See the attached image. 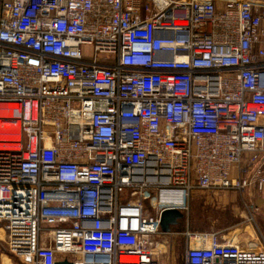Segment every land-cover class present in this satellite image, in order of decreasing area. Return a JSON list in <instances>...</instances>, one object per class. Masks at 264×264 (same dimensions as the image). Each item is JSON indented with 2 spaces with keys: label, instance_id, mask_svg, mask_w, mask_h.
<instances>
[{
  "label": "built area",
  "instance_id": "obj_1",
  "mask_svg": "<svg viewBox=\"0 0 264 264\" xmlns=\"http://www.w3.org/2000/svg\"><path fill=\"white\" fill-rule=\"evenodd\" d=\"M198 191L264 203V0H0L9 254L165 264L161 215ZM186 236L185 264H264V245Z\"/></svg>",
  "mask_w": 264,
  "mask_h": 264
},
{
  "label": "crops",
  "instance_id": "obj_2",
  "mask_svg": "<svg viewBox=\"0 0 264 264\" xmlns=\"http://www.w3.org/2000/svg\"><path fill=\"white\" fill-rule=\"evenodd\" d=\"M200 194H208L207 200L213 205V209L217 212L207 213L210 215L208 220L211 222L210 225L206 228V230L200 229V231H190V215L189 213L182 212L184 214V218L180 221L178 226L172 228L171 233H164L162 232L159 234L155 239V250L154 255L155 257L162 261L165 264H180L178 259L180 258L179 253L177 251V241L178 239L183 240V257L182 260L185 264V252L187 246L191 243L186 236L187 232H191L194 234H214L223 243H232V244H239L245 248H250L252 244L250 243L253 241L254 236L248 232L251 228L254 230L255 219L253 213H256L258 216L259 210H261L264 203L252 196L249 198L248 195L241 196L237 192H213V193H203V192H196L194 195ZM254 195V194H252ZM254 197V198H253ZM252 204V212H250V216L253 217L254 221H251L249 218L246 217V213L242 210L246 204ZM247 207V206H246ZM219 210V211H218ZM226 210H230L236 217H238L235 222L229 225H220V222L224 219L225 216L220 215L221 212H225ZM211 215H213L211 218ZM222 223V222H221ZM242 234V235H241ZM65 257V258H64ZM13 258V257H12ZM6 260L8 262H6ZM67 257L64 255L58 254L57 262L65 261ZM2 264H17L11 258L7 256L2 257Z\"/></svg>",
  "mask_w": 264,
  "mask_h": 264
},
{
  "label": "rangeland",
  "instance_id": "obj_3",
  "mask_svg": "<svg viewBox=\"0 0 264 264\" xmlns=\"http://www.w3.org/2000/svg\"><path fill=\"white\" fill-rule=\"evenodd\" d=\"M147 1V0H145ZM88 51L90 53H92V48L89 47L87 48ZM125 197L129 198V191H127L125 193ZM208 194H198V195H194L193 197H191L190 202H189V215H190V231H200V229L202 230H206V228L210 225V221L208 220V218L210 217V215H208L207 213H215L217 211H215L213 209V205L210 204V202H208L207 198ZM137 197H133L132 199L135 200ZM147 209L150 211L151 210V205L148 202L146 204ZM247 206V207H246ZM245 207H243V211L246 213V217L247 218H251L250 216V212H252V210L249 208L250 206H252L251 203L246 204ZM219 211V210H218ZM258 216L256 215V213L252 214L254 215V219H255V223L253 222L254 225V230L251 228V230L249 229L248 232L250 234H252L254 236L253 241H251L250 243L252 244L251 246H249L250 248L253 247H257V248H262V245H264V206H262L261 210H259ZM221 216H225L224 217V221L222 220L220 222V225H229L232 224L233 222H235L236 220H238L233 213H231L230 210H226L225 212H219ZM213 215H211V218ZM242 235V234H241ZM177 251L179 253L180 258L178 259V261L180 262V264H184V261L182 260L183 257V240L182 239H178L177 241ZM3 256H7L9 258H11L13 261H15L17 264H23V262L21 260H19L18 258L15 257H11L9 255V252L6 248V245L4 244L3 240L0 238V264H2V257ZM67 257V256H66ZM65 258V257H64ZM71 258V257H70ZM6 262H8L6 260Z\"/></svg>",
  "mask_w": 264,
  "mask_h": 264
},
{
  "label": "water",
  "instance_id": "obj_4",
  "mask_svg": "<svg viewBox=\"0 0 264 264\" xmlns=\"http://www.w3.org/2000/svg\"><path fill=\"white\" fill-rule=\"evenodd\" d=\"M184 218V214L178 210V209H166L163 211L161 215V230L164 233H171L172 228L175 226H178L180 224V221ZM107 258L106 256L102 255H88L86 259L88 261H101L103 259ZM56 264H73L72 262H69L68 260L65 261H59Z\"/></svg>",
  "mask_w": 264,
  "mask_h": 264
},
{
  "label": "bare ground",
  "instance_id": "obj_5",
  "mask_svg": "<svg viewBox=\"0 0 264 264\" xmlns=\"http://www.w3.org/2000/svg\"><path fill=\"white\" fill-rule=\"evenodd\" d=\"M0 238L3 239L4 238V232L2 229H0ZM219 238V237H218ZM124 260L130 261L131 263H137L138 262V258L137 257H130V258H123Z\"/></svg>",
  "mask_w": 264,
  "mask_h": 264
},
{
  "label": "trees",
  "instance_id": "obj_6",
  "mask_svg": "<svg viewBox=\"0 0 264 264\" xmlns=\"http://www.w3.org/2000/svg\"><path fill=\"white\" fill-rule=\"evenodd\" d=\"M11 257H13L11 254H9Z\"/></svg>",
  "mask_w": 264,
  "mask_h": 264
}]
</instances>
